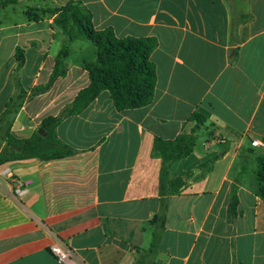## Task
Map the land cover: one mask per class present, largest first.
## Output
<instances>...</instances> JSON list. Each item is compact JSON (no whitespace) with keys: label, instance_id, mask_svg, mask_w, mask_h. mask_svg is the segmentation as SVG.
Returning <instances> with one entry per match:
<instances>
[{"label":"crops","instance_id":"1","mask_svg":"<svg viewBox=\"0 0 264 264\" xmlns=\"http://www.w3.org/2000/svg\"><path fill=\"white\" fill-rule=\"evenodd\" d=\"M68 1L0 5V115L19 91L9 126L15 137L59 115L89 82L95 49L92 55L89 40H68L46 11ZM79 1L95 29L155 39L153 96L117 109L103 89L55 126L73 154L0 164V264H63L49 250L55 239L77 264H134L150 243L149 220L160 205L153 139H174L191 127V151L168 168V177L184 184L166 200L148 264H264V198L255 173L264 153V0ZM29 7L40 8L38 16L28 17ZM64 46L65 74L32 95ZM195 113L203 124L192 120ZM210 158L207 170L198 168ZM9 175L28 180L27 191L14 195ZM232 185L237 203L230 214Z\"/></svg>","mask_w":264,"mask_h":264},{"label":"trees","instance_id":"2","mask_svg":"<svg viewBox=\"0 0 264 264\" xmlns=\"http://www.w3.org/2000/svg\"><path fill=\"white\" fill-rule=\"evenodd\" d=\"M15 0H0V5ZM46 1V0H42ZM40 8L29 7L28 17L38 16ZM46 11L55 13L53 21L68 40H89L95 47L96 58L87 64L89 82L79 89L71 103L57 116L44 117L39 128L28 137H15L9 132L13 115L21 104L20 92L12 96L0 115V131H3V146L0 150V164L13 160H23L38 157L48 160L73 154L74 150L61 142L55 134L56 124L65 116L83 110L98 93L108 90L114 106L117 109L134 108L148 104L153 96L155 71L149 59L150 52L156 45L152 37H118L110 27L95 29L91 21L89 10L79 1L70 0L63 6H47ZM64 46L55 58L52 72L46 83L36 85L31 94L46 91L56 78L65 74L63 58L66 55ZM192 120L196 124H203L204 118L195 113ZM38 128V129H39ZM195 128L182 130L174 139L154 137L153 149L160 157V205L158 211L149 222L153 225L150 243L143 250L134 264H148L150 257L158 246L165 222L166 200L184 184L180 177H168V168L172 162L186 156L194 144ZM214 158L198 165L200 169H208ZM256 179L258 193L264 198V153L257 156ZM235 185L229 202L230 214L235 212Z\"/></svg>","mask_w":264,"mask_h":264},{"label":"built area","instance_id":"3","mask_svg":"<svg viewBox=\"0 0 264 264\" xmlns=\"http://www.w3.org/2000/svg\"><path fill=\"white\" fill-rule=\"evenodd\" d=\"M257 143V141H253L252 144ZM8 170H5L4 173H8ZM13 182L12 191L14 195H22L27 191L29 181L28 180H22L18 177H14L12 175H9ZM50 252L56 257L58 261H60L63 264H77L76 257L73 253V251L63 243H61L58 240H54L49 245Z\"/></svg>","mask_w":264,"mask_h":264},{"label":"rangeland","instance_id":"4","mask_svg":"<svg viewBox=\"0 0 264 264\" xmlns=\"http://www.w3.org/2000/svg\"><path fill=\"white\" fill-rule=\"evenodd\" d=\"M86 42H88V44H89V51H91V53L93 55V51L95 49L93 43H91L90 41H86ZM200 134H202L203 136H208L207 128H202L200 130ZM254 166H255V163H254Z\"/></svg>","mask_w":264,"mask_h":264},{"label":"water","instance_id":"5","mask_svg":"<svg viewBox=\"0 0 264 264\" xmlns=\"http://www.w3.org/2000/svg\"><path fill=\"white\" fill-rule=\"evenodd\" d=\"M37 131H38L39 133H42V129H41V128H39Z\"/></svg>","mask_w":264,"mask_h":264}]
</instances>
